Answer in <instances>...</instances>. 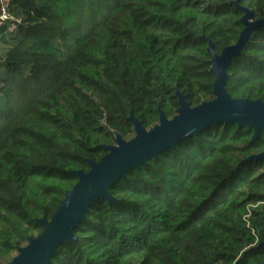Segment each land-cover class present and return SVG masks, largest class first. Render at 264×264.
Listing matches in <instances>:
<instances>
[{
	"label": "trees",
	"instance_id": "1",
	"mask_svg": "<svg viewBox=\"0 0 264 264\" xmlns=\"http://www.w3.org/2000/svg\"><path fill=\"white\" fill-rule=\"evenodd\" d=\"M235 0H10L0 28V264L42 230L65 192L116 143L215 98L221 53L244 29ZM264 18V0H240ZM233 98L264 101V25L228 68ZM210 125L110 187L50 264H261L264 132Z\"/></svg>",
	"mask_w": 264,
	"mask_h": 264
},
{
	"label": "water",
	"instance_id": "2",
	"mask_svg": "<svg viewBox=\"0 0 264 264\" xmlns=\"http://www.w3.org/2000/svg\"><path fill=\"white\" fill-rule=\"evenodd\" d=\"M234 4L244 12L241 21L245 27L238 41L218 53L213 41L205 38L211 56L210 71L215 77V98L191 107L185 95L177 89L179 107L176 115L168 118L159 108L160 121L150 129L144 127L131 112L128 119L134 125L135 135L127 140L120 133H116L115 144L102 145L107 153L99 161L88 159V171H71L78 177V181L65 192L50 219L43 216L37 220L43 227L41 232L34 237H28L27 244L18 247L17 254L8 264H50L52 256L65 240H78L75 229L86 219L91 206L100 198L106 199L108 203L112 202L114 197L110 192L111 185L125 177L129 169H139L149 158L158 157L159 153L199 134L206 127L231 122L238 126L245 125L254 130L252 140L264 132V101L233 98L226 87L228 68L233 58L240 55L254 30L264 25V18L255 20L253 12L242 6L240 0H235ZM257 159H264V151L252 154L244 161ZM263 245L264 241H261L257 247Z\"/></svg>",
	"mask_w": 264,
	"mask_h": 264
},
{
	"label": "built area",
	"instance_id": "3",
	"mask_svg": "<svg viewBox=\"0 0 264 264\" xmlns=\"http://www.w3.org/2000/svg\"><path fill=\"white\" fill-rule=\"evenodd\" d=\"M10 0H0V28L6 26L8 32L16 33L19 29L21 20H13L10 9H9Z\"/></svg>",
	"mask_w": 264,
	"mask_h": 264
},
{
	"label": "rangeland",
	"instance_id": "4",
	"mask_svg": "<svg viewBox=\"0 0 264 264\" xmlns=\"http://www.w3.org/2000/svg\"><path fill=\"white\" fill-rule=\"evenodd\" d=\"M0 46H2V45H0ZM134 135H135V133H134L132 136H130V137H128V138H125V139L129 140V139H131Z\"/></svg>",
	"mask_w": 264,
	"mask_h": 264
},
{
	"label": "flooded vegetation",
	"instance_id": "5",
	"mask_svg": "<svg viewBox=\"0 0 264 264\" xmlns=\"http://www.w3.org/2000/svg\"><path fill=\"white\" fill-rule=\"evenodd\" d=\"M264 263V260L262 261V263L261 264H263Z\"/></svg>",
	"mask_w": 264,
	"mask_h": 264
}]
</instances>
